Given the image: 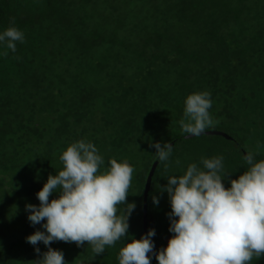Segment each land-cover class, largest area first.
<instances>
[{
	"label": "trees",
	"instance_id": "16d2710c",
	"mask_svg": "<svg viewBox=\"0 0 264 264\" xmlns=\"http://www.w3.org/2000/svg\"><path fill=\"white\" fill-rule=\"evenodd\" d=\"M0 264H264V0H0Z\"/></svg>",
	"mask_w": 264,
	"mask_h": 264
},
{
	"label": "flooded vegetation",
	"instance_id": "af4514ba",
	"mask_svg": "<svg viewBox=\"0 0 264 264\" xmlns=\"http://www.w3.org/2000/svg\"><path fill=\"white\" fill-rule=\"evenodd\" d=\"M201 196H204V198H213V199L224 197L220 191L219 192L215 191L209 197L205 195H201ZM172 197L174 198V194L172 195ZM208 211L209 210L203 211L202 209H196L193 214L189 215V217H187L186 214L183 213V211H181L180 212L181 215L179 217L177 216L178 217L177 219H179L181 225L184 226L181 237L187 239L184 240L183 242H176L173 239L167 240V244H166L167 250H170L172 252H175L176 254L181 255L180 258L188 257L187 259H191L192 256H195L197 254H203L206 253L208 250L214 249L215 252H221L224 255H227L229 257L232 256V258L235 259V257L231 252H229L224 248L219 247L220 243L219 241L217 242V240L220 238V235L216 233V231L211 230L212 224L210 225V222L214 220L211 219L213 218V216H215V214ZM226 212L225 213L218 212L217 215L218 218L216 220V223L218 224L224 223V218L227 217ZM209 226H211V228ZM203 243H205V245L201 246V244ZM173 246L177 248H182L183 252L178 251V249L177 250L172 249ZM169 247H171V249ZM191 248L194 249L188 251Z\"/></svg>",
	"mask_w": 264,
	"mask_h": 264
},
{
	"label": "water",
	"instance_id": "95a60500",
	"mask_svg": "<svg viewBox=\"0 0 264 264\" xmlns=\"http://www.w3.org/2000/svg\"><path fill=\"white\" fill-rule=\"evenodd\" d=\"M204 133H207V134H218V135H222L228 139L232 138L231 136H229L228 134L222 132V131H218V130H207V131H199V132H194V133H189V134H186V135H183L181 137H178L177 139H175L172 143H170L168 145V147H172L174 146V144L178 143L179 141H181L182 139H185V138H191V137H194V136H197V135H201V134H204ZM162 157V153L158 156V158L155 160V162L153 163L151 169H150V172L148 174V177H147V181H146V185H145V192H144V199H143V219H144V235H145V241L148 245L149 244V241H148V230H147V227H148V201H149V192H150V188H151V183H152V178H153V175L155 173V170L160 162V159ZM250 163L254 166V167H258L257 164L251 160L250 158H248ZM188 258V257H187ZM187 258H183V259H187Z\"/></svg>",
	"mask_w": 264,
	"mask_h": 264
},
{
	"label": "rangeland",
	"instance_id": "374dc122",
	"mask_svg": "<svg viewBox=\"0 0 264 264\" xmlns=\"http://www.w3.org/2000/svg\"><path fill=\"white\" fill-rule=\"evenodd\" d=\"M193 155H196V154H193ZM202 158H204V157H201L200 155H196V157L194 159L197 160V161H200V162H205L206 157H205V159H202ZM190 161H192V160H190ZM180 175H181V179L182 180H185L187 183H193L192 185H190V187H187L186 186V188H184V191H191V194L190 195H191L192 198H190V199L196 200L197 198H196L194 192H198L197 190H201L203 187L200 184H197L196 181H189V179H192V177L191 178H186V176L184 175V173H181V172H180ZM194 178L196 179V177H194ZM204 179H210V177L209 178H205V177H203V176L200 175V177H198V180L197 181L199 183L201 180H204ZM218 206H219V204L215 205L213 202H211L209 204V207H218ZM212 211H217L219 213H225L226 211L227 212L229 211V208L227 207V205H220L219 209H213L212 208V209H209L208 212H212ZM203 245H205V243L201 244V246H203ZM169 248L171 249V247H169ZM172 249H174V250L175 249L176 250L178 249V251L183 252V249L182 248H177L175 246H173ZM192 249H194V248H191L188 251H190Z\"/></svg>",
	"mask_w": 264,
	"mask_h": 264
}]
</instances>
